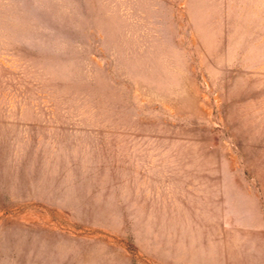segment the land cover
<instances>
[{
    "label": "rangeland",
    "instance_id": "1",
    "mask_svg": "<svg viewBox=\"0 0 264 264\" xmlns=\"http://www.w3.org/2000/svg\"><path fill=\"white\" fill-rule=\"evenodd\" d=\"M0 264H264V0H0Z\"/></svg>",
    "mask_w": 264,
    "mask_h": 264
}]
</instances>
